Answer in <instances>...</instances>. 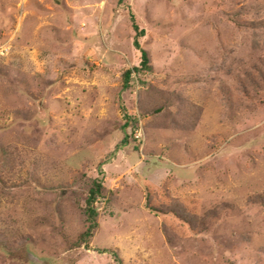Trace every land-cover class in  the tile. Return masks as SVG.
<instances>
[{
  "label": "rangeland",
  "instance_id": "1",
  "mask_svg": "<svg viewBox=\"0 0 264 264\" xmlns=\"http://www.w3.org/2000/svg\"><path fill=\"white\" fill-rule=\"evenodd\" d=\"M114 254L264 264V0H0V264Z\"/></svg>",
  "mask_w": 264,
  "mask_h": 264
},
{
  "label": "trees",
  "instance_id": "2",
  "mask_svg": "<svg viewBox=\"0 0 264 264\" xmlns=\"http://www.w3.org/2000/svg\"><path fill=\"white\" fill-rule=\"evenodd\" d=\"M133 27L137 33L134 45L136 49L140 50L142 53V61L139 68H135L133 70H128L124 73L123 79H124V85L129 86L132 74L134 72H140V71H148L150 69V63H149V57L145 50L141 48L140 45V38L144 36V31L139 30L138 25L133 20ZM103 191V185L100 182L95 181L93 183V187L90 190L89 197L86 201V209L84 211V214L87 218V222L89 223V227L87 231L80 237L83 243H88L89 239L93 237V233L95 229L97 228V220L99 217L98 210L96 209V202L98 198L102 195ZM117 264H122V261L118 254H114Z\"/></svg>",
  "mask_w": 264,
  "mask_h": 264
}]
</instances>
